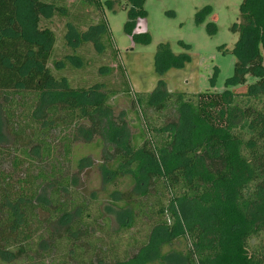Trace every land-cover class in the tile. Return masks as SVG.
Segmentation results:
<instances>
[{
  "label": "trees",
  "instance_id": "obj_1",
  "mask_svg": "<svg viewBox=\"0 0 264 264\" xmlns=\"http://www.w3.org/2000/svg\"><path fill=\"white\" fill-rule=\"evenodd\" d=\"M143 1L113 8L130 6L131 28ZM85 2L101 10L99 0ZM21 3L31 5L33 36ZM48 5L0 0V130L13 138L0 143V264H168L172 250L173 264H264V0H243L235 27L230 82L254 77L247 93L170 92L160 79L127 95L135 134L114 118L104 83L74 88L51 70L56 35L40 27ZM98 27L105 48L109 30ZM184 56L161 43L157 70ZM79 133L105 146L99 168L117 226L66 168L91 159L73 147Z\"/></svg>",
  "mask_w": 264,
  "mask_h": 264
},
{
  "label": "rangeland",
  "instance_id": "obj_2",
  "mask_svg": "<svg viewBox=\"0 0 264 264\" xmlns=\"http://www.w3.org/2000/svg\"><path fill=\"white\" fill-rule=\"evenodd\" d=\"M45 17L40 27H48L56 40L49 66L63 82L74 88H91L95 83H104L115 95L109 99L116 120H125L131 134L138 132L134 112H131L129 97L135 92L153 91L162 79L170 92L198 93L223 92L230 89L247 93L246 84L230 82L234 75L236 57L234 48L239 34L235 31L240 22V6L243 0H144L145 15L139 17L133 27H128L130 6L113 8L114 1L99 0L97 6H88L85 0H42ZM29 3H21L20 18L25 22L29 36H33ZM106 23L111 43L102 42L98 24ZM77 28V29H76ZM86 32V38L78 39V32ZM161 43L168 44L176 56H184L181 66H171L159 72L156 53ZM55 61H59L56 69ZM87 124V122H84ZM56 137L57 131L53 132ZM13 138L5 126L0 130V143L9 145ZM97 136L92 143L79 133L73 141L75 151L90 157L82 169L76 164H66L68 172L76 179L79 190L87 196L97 195L104 201L103 208L117 226L119 209L108 210V190L99 164L106 153L105 146L97 147ZM60 152V151H59ZM85 163V161H84ZM113 187H110V189ZM181 243L173 248L182 249ZM170 249L166 248L165 251ZM168 264L178 258L172 250Z\"/></svg>",
  "mask_w": 264,
  "mask_h": 264
}]
</instances>
